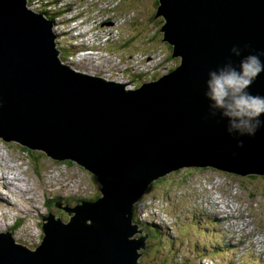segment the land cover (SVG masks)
I'll use <instances>...</instances> for the list:
<instances>
[{"label": "water", "instance_id": "1", "mask_svg": "<svg viewBox=\"0 0 264 264\" xmlns=\"http://www.w3.org/2000/svg\"><path fill=\"white\" fill-rule=\"evenodd\" d=\"M154 16L178 65L126 90L72 72L52 23L24 0H0V139L76 163L99 185L96 200L56 202L68 220L44 216L34 250L0 234V264H136L147 235L133 238V205L151 183L185 167L264 175V126L238 148L204 96L209 71L229 59L264 62V0H157ZM248 91L264 96V72Z\"/></svg>", "mask_w": 264, "mask_h": 264}, {"label": "rangeland", "instance_id": "2", "mask_svg": "<svg viewBox=\"0 0 264 264\" xmlns=\"http://www.w3.org/2000/svg\"><path fill=\"white\" fill-rule=\"evenodd\" d=\"M24 2L30 11L47 12L51 17V30L60 37L54 40L58 60L74 73L108 83L130 82L125 89L135 90L152 81L149 77L153 74L165 75L178 65L173 61L162 64L168 45L161 42V19L151 20L154 0ZM70 9L80 20L70 23ZM66 21L68 27L64 26ZM116 23L117 30L113 26ZM108 32L103 40L102 34ZM73 37L77 41L74 52L82 47L83 53H88L80 65L70 54L68 41L74 42ZM152 56L158 59L152 62ZM129 65L130 72L126 73L125 66ZM144 73L146 76H140ZM0 164V184L5 191L17 192L12 187H19L10 180L17 176L36 194V203L28 191L17 192L21 198L8 190L10 198L0 194V203H5L0 205V234L9 233L16 244L30 250L41 242L44 216L51 212L63 222L68 220L67 214L53 205L55 202L72 208L78 200L88 202L99 196L94 176L78 164L53 160L43 151L26 149L16 141L0 139ZM155 182L134 204L137 221L132 222L140 233L133 238L144 234L148 238L145 225L159 228L157 235L146 239L149 246L142 251L138 264H264V175L238 176L213 168L185 167ZM30 211L33 215L24 216ZM246 257L251 261H245Z\"/></svg>", "mask_w": 264, "mask_h": 264}, {"label": "clouds", "instance_id": "3", "mask_svg": "<svg viewBox=\"0 0 264 264\" xmlns=\"http://www.w3.org/2000/svg\"><path fill=\"white\" fill-rule=\"evenodd\" d=\"M67 13H70V23L79 20L71 9L68 10ZM37 14L40 16L43 15L42 13ZM105 34L106 33L102 34L104 35L103 40H105ZM73 40L74 42L68 41L71 51L70 54L78 59L79 65L83 64V59L87 57L88 54L77 56L81 52L83 53V48L81 47V49H78L77 53L76 51L74 52L73 47L77 45L76 37H73ZM72 43L73 46L71 47L70 44ZM230 53L233 56L239 57L241 55V49L237 46H233L230 49ZM131 55H134V53H131ZM125 67L126 69L124 70H127V66ZM262 72H264V62L261 61L259 55L250 54L240 59L238 67L234 66L231 59H229L223 66L218 67L216 70L209 71L208 79L205 81L204 96L209 102L208 115L210 117L219 115L220 118L227 121L226 131L229 135L237 138L236 147L238 148L244 146L243 140L238 139V137L253 136L264 126V121L261 120V116H264V96L254 95L248 91L257 76ZM111 82L116 83L117 81ZM127 89L131 90L129 88ZM0 186L2 185L0 184Z\"/></svg>", "mask_w": 264, "mask_h": 264}, {"label": "bare ground", "instance_id": "4", "mask_svg": "<svg viewBox=\"0 0 264 264\" xmlns=\"http://www.w3.org/2000/svg\"><path fill=\"white\" fill-rule=\"evenodd\" d=\"M29 2V1H28ZM34 3V2H33ZM33 3H31V4H33ZM26 5V4H25ZM29 5H30V3H29ZM132 6V5H131ZM34 8H36V7H34ZM38 8V7H37ZM106 9V8H105ZM110 9V8H109ZM140 9V8H139ZM83 11V10H82ZM80 12V11H79ZM35 14H37L38 12H34ZM46 14H48L47 12L45 13H43V15H41V18L42 19H45V20H47V21H50L51 23L53 22V21H51L50 19H48V16H46ZM45 15V16H44ZM151 16V15H150ZM131 20V19H130ZM159 22V21H158ZM67 24H68V22L66 21L65 23H64V26H66V27H68L67 26ZM124 46V45H123ZM99 47V46H98ZM85 54H88V53H80L79 55H77V56H81V55H85ZM69 61H71L70 59H68ZM73 61H74V63H75V58H73ZM88 77H89V75H88ZM3 155V154H2ZM2 157H4V156H2ZM2 159V158H1ZM3 160V159H2ZM2 164H0V166H1ZM9 167H10V165H9ZM16 167V166H15ZM1 169V168H0ZM2 175H3V177H5V179H8L7 178V176H5V173L3 172L2 173ZM14 175V174H13ZM164 178V177H163ZM14 180L15 181V183L12 181V183L13 184H15V185H17L18 187H19V189L18 188H16V187H12V189H14V190H16L17 192H19V193H24V192H26V191H28V192H31L33 195H34V199H35V203H36V194H35V192H34V189L32 188V189H27V187L25 186L24 187V181L25 180H23L22 178H18L17 176H13V178H10V180ZM159 180V179H158ZM157 180V181H158ZM9 181V180H8ZM10 182V181H9ZM216 184V183H215ZM6 185V184H5ZM28 185V184H27ZM75 185V184H74ZM150 186V185H149ZM148 186V187H149ZM9 188H10V186H8ZM56 187V186H55ZM54 187V188H55ZM147 187V188H148ZM57 188V187H56ZM53 188H51V190H52ZM9 192H11L12 194H13V192H12V190L11 189H7ZM146 191V190H145ZM17 192H15L13 195H15L16 194V198H21V195L22 194H19V193H17ZM57 193V192H56ZM55 194V193H54ZM197 194V193H196ZM212 195H214V194H212ZM91 197V196H90ZM142 197V196H141ZM28 198H29V196L27 195V200H28ZM214 198V197H213ZM216 199V198H215ZM17 200V199H16ZM15 200V201H16ZM183 200V199H182ZM164 201V200H163ZM81 202V201H80ZM217 202V201H216ZM56 203V202H55ZM13 204H16L15 202H13ZM61 204V203H60ZM0 205L1 206H4L5 205V203L4 202H1L0 203ZM76 205H79V202L76 204ZM30 206L32 207L33 206V203H30ZM66 206H68V205H66ZM134 206L135 205H133V209H134ZM36 207V211H37V206H35ZM68 207H70V206H68ZM203 207V206H202ZM208 208H210V207H208ZM5 213V212H4ZM51 213V212H50ZM30 215H33V212H26V214H24V216H26V217H28V216H30ZM148 216V215H147ZM132 217H133V215H132ZM136 225V224H135ZM241 225V224H240ZM137 226V225H136ZM4 228V227H3ZM10 228H12V227H10ZM237 228V227H236ZM5 229H6V226H5ZM215 233V232H214ZM143 236H145V234L143 235ZM11 238H12V236H11ZM13 242H14V240H13ZM15 243V242H14ZM16 244V243H15ZM226 248H228V247H226ZM27 249V248H26ZM30 250V249H29ZM31 251V250H30ZM141 254H142V251L140 252V255L138 256V258L136 259V264H138V259L141 257ZM251 259V257H246L245 258V261L247 260V261H251L250 260ZM256 262V261H255ZM258 263V262H257Z\"/></svg>", "mask_w": 264, "mask_h": 264}, {"label": "trees", "instance_id": "5", "mask_svg": "<svg viewBox=\"0 0 264 264\" xmlns=\"http://www.w3.org/2000/svg\"><path fill=\"white\" fill-rule=\"evenodd\" d=\"M154 3H155V7H156V5H157V0H154ZM155 13V12H154ZM154 13H153V15H152V17H151V20H154V19H157V18H155V16H154ZM48 19H50L51 20V17H48ZM161 19V18H160ZM52 21V20H51ZM166 44V43H165ZM167 49H168V54L167 53H165V57H164V59H163V66L164 65H166L167 63H169V62H178L177 61V59H175V58H172L171 57V54H172V50H171V48L168 46L167 47ZM66 55V54H65ZM62 58V60H63V57H61ZM174 68L173 67H170L169 68V70H168V72H171L172 70H173ZM130 70L127 68V70H126V72L128 73ZM167 72V73H168ZM148 73V72H147ZM147 73H144V74H141L140 76H146V74ZM133 77L134 76H137V75H132ZM158 76V73H155V74H153L152 76H150L149 77V81L150 80H156V78L158 79L159 77H157ZM163 178H161V179H159L158 181H160V180H162ZM154 183H156V182H153L151 185H150V187L154 184ZM150 187H148L147 188V191L146 192H148L149 191V189H150ZM98 198V195H96V196H94V197H92L91 199H88L87 201H92V200H96ZM81 200H78V202H80ZM53 203V202H52ZM137 220H136V217H135V215L133 214V222H136ZM138 225H140V226H142L141 225V223L140 224H138ZM145 225V224H144ZM145 228H146V232L148 233V238L147 239H151L152 237H153V235H157V232L159 231V228H157V226L155 227V226H149V225H145ZM145 244H146V246L148 245L146 242H145ZM149 246V245H148Z\"/></svg>", "mask_w": 264, "mask_h": 264}, {"label": "built area", "instance_id": "6", "mask_svg": "<svg viewBox=\"0 0 264 264\" xmlns=\"http://www.w3.org/2000/svg\"><path fill=\"white\" fill-rule=\"evenodd\" d=\"M109 34H110V32L106 33V34H105V38H106L107 35H109ZM150 59H151L152 62H154V61H155L156 59H158V58H155V57L152 56V57H150ZM127 68L130 70V65H129V67L127 66Z\"/></svg>", "mask_w": 264, "mask_h": 264}]
</instances>
